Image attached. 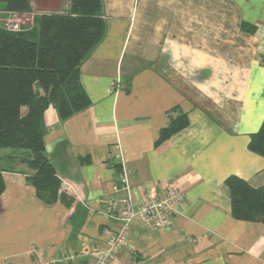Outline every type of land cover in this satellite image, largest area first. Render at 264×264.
I'll list each match as a JSON object with an SVG mask.
<instances>
[{
    "label": "crops",
    "instance_id": "0c3cea01",
    "mask_svg": "<svg viewBox=\"0 0 264 264\" xmlns=\"http://www.w3.org/2000/svg\"><path fill=\"white\" fill-rule=\"evenodd\" d=\"M68 3L31 0L28 14ZM103 14L80 69L90 105L67 119L45 112L67 194L37 192L28 151L1 153L0 264H97L121 227L106 209L123 172L136 206L153 188L184 200L169 228L134 221L111 264H264V224L233 216L226 185L235 175L264 186V156L250 147L264 122V0H103ZM182 113L189 125L159 142Z\"/></svg>",
    "mask_w": 264,
    "mask_h": 264
},
{
    "label": "trees",
    "instance_id": "16d2710c",
    "mask_svg": "<svg viewBox=\"0 0 264 264\" xmlns=\"http://www.w3.org/2000/svg\"><path fill=\"white\" fill-rule=\"evenodd\" d=\"M0 5L10 13L32 12L31 0H0ZM105 28L103 0H69L65 12L35 14L30 29L0 27V163L5 148L28 151L23 162L32 171L30 182L42 196L67 194L46 154L45 112L52 105L67 119L90 105L80 83V69L102 40ZM188 125L187 114L173 117L161 130L159 142ZM250 147L264 156V122ZM3 170L0 195L6 189ZM226 185L233 216L264 224V186L253 187L235 175L226 179Z\"/></svg>",
    "mask_w": 264,
    "mask_h": 264
},
{
    "label": "built area",
    "instance_id": "2783aa9c",
    "mask_svg": "<svg viewBox=\"0 0 264 264\" xmlns=\"http://www.w3.org/2000/svg\"><path fill=\"white\" fill-rule=\"evenodd\" d=\"M20 28L19 26L18 29ZM116 157L120 160L122 153H118ZM120 181L121 185L116 187V191L123 194L112 199L106 211L120 221L121 227L119 231L110 233L108 247L96 252L97 264H111L116 253L130 245L129 231L134 221H140L154 229L171 227L177 207L184 200L178 187L165 191L153 188L147 190L142 203L136 206L127 173L123 172ZM64 189L68 190V186Z\"/></svg>",
    "mask_w": 264,
    "mask_h": 264
},
{
    "label": "rangeland",
    "instance_id": "374dc122",
    "mask_svg": "<svg viewBox=\"0 0 264 264\" xmlns=\"http://www.w3.org/2000/svg\"><path fill=\"white\" fill-rule=\"evenodd\" d=\"M45 0H41V2H44ZM31 13V12H29ZM32 15L26 13V15L16 14V13H10L8 11H5L4 9H0V27L4 29L9 30H19L18 27H21V24L29 23L30 20L32 21ZM34 18V17H33ZM18 151H23V149H15V148H5L1 151L2 154H11L16 153ZM6 166H10L11 163L6 162Z\"/></svg>",
    "mask_w": 264,
    "mask_h": 264
}]
</instances>
